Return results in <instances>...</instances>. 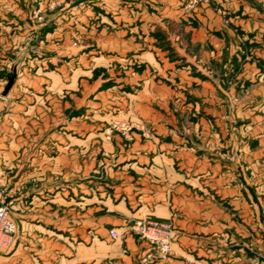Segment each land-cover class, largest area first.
I'll return each mask as SVG.
<instances>
[{
    "label": "rangeland",
    "instance_id": "rangeland-1",
    "mask_svg": "<svg viewBox=\"0 0 264 264\" xmlns=\"http://www.w3.org/2000/svg\"><path fill=\"white\" fill-rule=\"evenodd\" d=\"M229 4L230 0H0L1 182L10 185L20 172L25 174L23 188L74 186L76 201L83 190L91 200L86 234L91 239L98 235L105 215L102 196L122 182L111 175L130 166L132 156L168 155L171 150L178 168L179 149L195 148L198 122L211 124L212 132L219 134L213 128L218 117L224 122L228 117L231 122L242 120L236 112L247 109L237 106L243 99L227 96L228 87L243 86L242 79L231 81L238 76L237 66L228 64L226 32L233 19ZM251 4L264 9V0ZM238 9L240 14L241 6ZM210 12L220 17L219 57L209 45L201 48L196 42L200 28L206 33L203 37L210 35ZM203 52L206 56L201 58ZM211 88L213 98L205 94ZM223 128L225 135L241 138L238 128ZM148 142L171 145L149 150L143 147ZM136 143L141 148L132 150ZM9 148L21 158L6 161ZM259 217L264 230V211ZM145 220H127L107 229H115L119 239L126 233L139 237L134 225ZM82 240L76 236L74 245L85 244ZM147 244L135 264H168L171 254L166 261L155 258L156 248ZM48 245L43 243L42 249ZM29 248L24 253L31 264L61 263L55 253L44 252L38 258V249ZM81 264H102V259Z\"/></svg>",
    "mask_w": 264,
    "mask_h": 264
},
{
    "label": "crops",
    "instance_id": "crops-1",
    "mask_svg": "<svg viewBox=\"0 0 264 264\" xmlns=\"http://www.w3.org/2000/svg\"><path fill=\"white\" fill-rule=\"evenodd\" d=\"M239 1L230 0L227 7L233 19L226 38L228 64L237 66V72L234 67L231 71L238 76L231 81L242 79L243 86L241 90L228 87L227 96L243 99L237 106L247 109L236 112L237 119L242 114V120L231 122L228 117L224 122L218 117L213 128L219 134L212 132L211 124L198 122L195 148L179 149L178 168L171 150L168 155L146 152L132 156L130 166L111 175L122 182L107 197L102 196V231L92 239L86 234L91 225V200L83 190L77 202L74 186L68 185L66 190L54 189L52 184L23 188L25 174L19 172L10 183L16 189L11 212L16 235L12 247L0 251V264H31L24 253L30 246L33 252L38 249V258L44 252L55 253L60 264H81L93 258L102 259V264H135L147 242L131 233L114 242L107 227L137 219L172 222L177 235L168 264H264V230L259 217L264 211V9L252 7L251 0ZM236 6H241L240 14ZM219 18L208 13L210 35L203 37L206 33L200 28L196 38L201 48L209 45L216 50V56L223 46ZM204 56L206 52L201 58ZM209 90L205 94L213 98L214 91ZM232 115L235 117L234 110ZM224 126L238 128L241 138L225 135ZM165 144L148 142L143 147L153 150L154 146L171 145ZM131 148L141 147L136 143ZM17 156L21 158L20 153ZM17 156L9 148L4 159L11 163ZM76 204L80 211L76 212ZM76 236L85 244L74 245ZM48 242L50 247L42 249Z\"/></svg>",
    "mask_w": 264,
    "mask_h": 264
},
{
    "label": "built area",
    "instance_id": "built-area-1",
    "mask_svg": "<svg viewBox=\"0 0 264 264\" xmlns=\"http://www.w3.org/2000/svg\"><path fill=\"white\" fill-rule=\"evenodd\" d=\"M16 189L14 186L5 185L1 182L0 172V251L9 250L16 235V224L11 218L14 205ZM135 232L150 245L154 246L160 260L166 261L172 252L174 239V227L170 222H159L155 220L139 221L134 225ZM112 241H117L119 235L115 229L109 231ZM148 258H151L149 255Z\"/></svg>",
    "mask_w": 264,
    "mask_h": 264
},
{
    "label": "water",
    "instance_id": "water-1",
    "mask_svg": "<svg viewBox=\"0 0 264 264\" xmlns=\"http://www.w3.org/2000/svg\"><path fill=\"white\" fill-rule=\"evenodd\" d=\"M10 85H11V81L8 83V85H7V87H6V90L9 89Z\"/></svg>",
    "mask_w": 264,
    "mask_h": 264
}]
</instances>
